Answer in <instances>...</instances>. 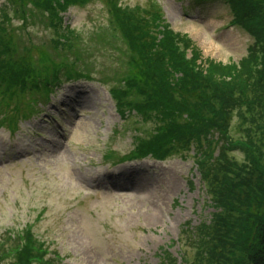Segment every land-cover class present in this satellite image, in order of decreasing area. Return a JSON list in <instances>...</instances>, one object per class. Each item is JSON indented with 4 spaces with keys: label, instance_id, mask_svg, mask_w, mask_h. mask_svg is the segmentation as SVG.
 Returning a JSON list of instances; mask_svg holds the SVG:
<instances>
[{
    "label": "rangeland",
    "instance_id": "rangeland-1",
    "mask_svg": "<svg viewBox=\"0 0 264 264\" xmlns=\"http://www.w3.org/2000/svg\"><path fill=\"white\" fill-rule=\"evenodd\" d=\"M14 1L0 0V264H16L28 241L43 256L28 264H166L170 257L192 264L203 246L199 230L217 211L212 178L199 162L225 153L235 166L248 163L239 143L251 141L264 171L263 125L252 122L258 110L247 106L245 119L238 109L230 114L229 139L212 129L187 146L171 144L166 159H132L158 121L136 110L123 116L112 94L129 50L111 10L159 14V30L176 35L187 59L196 56L197 71L218 64L255 73L264 71V36L241 20L247 10L231 0H86L70 4L61 25L31 0ZM72 29L82 44L60 45ZM63 60L74 63L75 80L61 72L60 85L50 86L54 64ZM16 63L28 68L24 85L6 81ZM176 76L187 86L176 97L198 101L200 81ZM19 109L27 113L17 115Z\"/></svg>",
    "mask_w": 264,
    "mask_h": 264
},
{
    "label": "trees",
    "instance_id": "trees-1",
    "mask_svg": "<svg viewBox=\"0 0 264 264\" xmlns=\"http://www.w3.org/2000/svg\"><path fill=\"white\" fill-rule=\"evenodd\" d=\"M31 1L47 14L51 23L64 25L62 12L67 11L70 4L82 3L86 0ZM231 2L239 4L238 9L241 12L243 9L247 10L242 13L241 20H245L250 27L264 36V0H231ZM108 3L110 6H117L113 0H108ZM237 4H234L236 10ZM121 10L115 7L111 10L115 20L113 24L128 41L126 44L129 54L127 61L119 55L121 61L124 60V67L121 72H117L118 78L113 80L115 85L111 89L112 94L118 101L123 116L128 110H136L142 117L155 116L158 121L155 136L149 140L139 141L135 151L132 152V159H144L151 153L157 158L166 159L171 144L187 146L190 140L203 137L200 133H209L212 129H219L222 135L229 139L230 114L238 109L240 118L245 119L251 114V111H247V106L250 110L252 108L258 110L255 116L251 115L252 122L258 120L259 124L263 125L260 129H262L261 143H264V103L260 100L264 97L262 68H257L254 73L251 69L242 66L237 69L235 65L224 67L214 64L206 69L199 66L197 71L196 56L187 59L180 49L176 35L159 30L162 21L159 14L155 12L152 14L147 10L144 11V16H140L142 10L138 13ZM20 12L24 13L22 10ZM62 37L63 41L61 35L59 37V41L63 42L60 43L62 46H71L73 39L82 44L81 34L79 36L74 29L63 32ZM259 44L262 45L260 48L264 57V41L261 40ZM60 66L58 72V65L54 64V80L49 84L50 86L54 83L60 85L61 72H66L68 80L75 79L71 75L73 62L63 60ZM9 68L12 73L11 76L6 75L9 85H24L25 79L30 78L28 68L21 63ZM202 71L206 76L202 75ZM178 72H182L191 85L195 80L200 81L203 94H197L198 101H193L194 96H190L189 100L186 96L176 97L181 85L187 87L181 83L182 78L176 76ZM38 84V81H35V88L39 87ZM134 97L139 100L136 102ZM170 97L173 98V103L167 100ZM201 102L203 107L198 108ZM182 117H185L186 121H181ZM249 143V147L247 143H239L246 149L245 152L250 160L248 163L235 166V163L225 159V153L223 158L214 163L212 162L214 157L199 162L204 177L212 178L210 188L217 194V211L211 223L203 225L199 230L203 233V246L197 251L198 257L192 261V264H264V171L258 164V149L251 141ZM39 248L41 247L28 241L27 245H23L22 250L17 249L16 264H28L32 257L43 259L41 254L34 253ZM167 256L169 255L166 254L165 257ZM166 264H177V262L170 257Z\"/></svg>",
    "mask_w": 264,
    "mask_h": 264
},
{
    "label": "bare ground",
    "instance_id": "bare-ground-1",
    "mask_svg": "<svg viewBox=\"0 0 264 264\" xmlns=\"http://www.w3.org/2000/svg\"><path fill=\"white\" fill-rule=\"evenodd\" d=\"M18 113L19 114H26L27 113V109H25V110L24 109H22V110L20 109Z\"/></svg>",
    "mask_w": 264,
    "mask_h": 264
}]
</instances>
